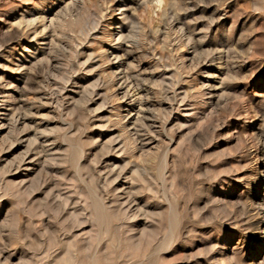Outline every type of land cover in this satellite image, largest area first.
I'll list each match as a JSON object with an SVG mask.
<instances>
[{
  "label": "rangeland",
  "instance_id": "rangeland-1",
  "mask_svg": "<svg viewBox=\"0 0 264 264\" xmlns=\"http://www.w3.org/2000/svg\"><path fill=\"white\" fill-rule=\"evenodd\" d=\"M0 264H264V0H0Z\"/></svg>",
  "mask_w": 264,
  "mask_h": 264
}]
</instances>
